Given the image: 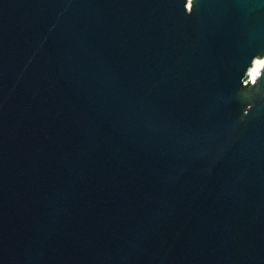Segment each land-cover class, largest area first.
<instances>
[{
  "label": "water",
  "instance_id": "1",
  "mask_svg": "<svg viewBox=\"0 0 264 264\" xmlns=\"http://www.w3.org/2000/svg\"><path fill=\"white\" fill-rule=\"evenodd\" d=\"M264 0H0V264H264Z\"/></svg>",
  "mask_w": 264,
  "mask_h": 264
},
{
  "label": "bare ground",
  "instance_id": "2",
  "mask_svg": "<svg viewBox=\"0 0 264 264\" xmlns=\"http://www.w3.org/2000/svg\"><path fill=\"white\" fill-rule=\"evenodd\" d=\"M262 64H264V56H263L261 59H259V60L255 63V66H254V68H253L254 73H258L256 70H257V68H259Z\"/></svg>",
  "mask_w": 264,
  "mask_h": 264
}]
</instances>
